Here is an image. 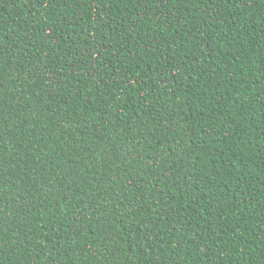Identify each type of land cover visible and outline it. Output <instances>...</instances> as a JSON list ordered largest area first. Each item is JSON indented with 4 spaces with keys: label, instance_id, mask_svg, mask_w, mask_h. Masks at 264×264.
Returning <instances> with one entry per match:
<instances>
[{
    "label": "trees",
    "instance_id": "16d2710c",
    "mask_svg": "<svg viewBox=\"0 0 264 264\" xmlns=\"http://www.w3.org/2000/svg\"><path fill=\"white\" fill-rule=\"evenodd\" d=\"M0 264H264V0H0Z\"/></svg>",
    "mask_w": 264,
    "mask_h": 264
}]
</instances>
